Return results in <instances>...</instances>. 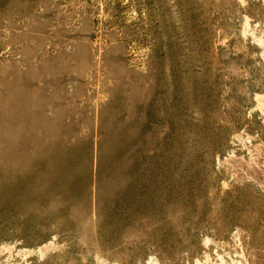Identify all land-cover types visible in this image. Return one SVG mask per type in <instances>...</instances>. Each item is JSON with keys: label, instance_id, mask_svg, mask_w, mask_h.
<instances>
[{"label": "rangeland", "instance_id": "rangeland-1", "mask_svg": "<svg viewBox=\"0 0 264 264\" xmlns=\"http://www.w3.org/2000/svg\"><path fill=\"white\" fill-rule=\"evenodd\" d=\"M0 264H264V0H0Z\"/></svg>", "mask_w": 264, "mask_h": 264}]
</instances>
